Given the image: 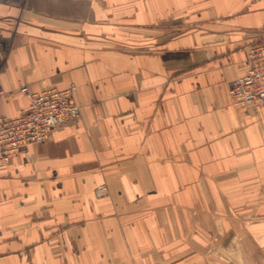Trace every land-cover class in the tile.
Listing matches in <instances>:
<instances>
[{"label": "crops", "instance_id": "1", "mask_svg": "<svg viewBox=\"0 0 264 264\" xmlns=\"http://www.w3.org/2000/svg\"><path fill=\"white\" fill-rule=\"evenodd\" d=\"M263 33L264 0H0V117L81 106L0 167V264H264V106L229 93Z\"/></svg>", "mask_w": 264, "mask_h": 264}, {"label": "built area", "instance_id": "2", "mask_svg": "<svg viewBox=\"0 0 264 264\" xmlns=\"http://www.w3.org/2000/svg\"><path fill=\"white\" fill-rule=\"evenodd\" d=\"M76 90L75 83L62 89L49 87L40 91L26 85L21 87V92L29 98V108L14 117H0V167L20 153L29 154L30 145L46 141L59 126L80 117ZM229 93L241 107L264 106V33L249 45L245 73L229 83ZM5 94L0 80V99ZM95 191L102 196L107 186L102 184Z\"/></svg>", "mask_w": 264, "mask_h": 264}, {"label": "rangeland", "instance_id": "3", "mask_svg": "<svg viewBox=\"0 0 264 264\" xmlns=\"http://www.w3.org/2000/svg\"><path fill=\"white\" fill-rule=\"evenodd\" d=\"M105 185H106V184H105ZM99 186H100V185H99ZM106 186H107V185H106ZM96 188H97V187H96ZM95 190H96V189H95ZM107 192H108V187H107V191H106V193H107ZM95 193H96V191H95ZM106 193H105V194H106ZM105 194H104V195H105ZM96 195H97V194H96ZM104 195H102V196H104ZM97 196H98V195H97ZM98 197H101V196H98Z\"/></svg>", "mask_w": 264, "mask_h": 264}]
</instances>
